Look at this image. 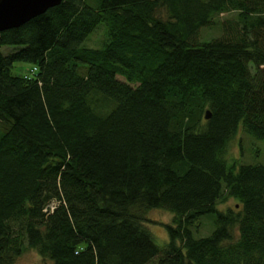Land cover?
I'll list each match as a JSON object with an SVG mask.
<instances>
[{"label": "trees", "instance_id": "16d2710c", "mask_svg": "<svg viewBox=\"0 0 264 264\" xmlns=\"http://www.w3.org/2000/svg\"><path fill=\"white\" fill-rule=\"evenodd\" d=\"M2 45L0 264H264V163L225 156L264 142V0H60Z\"/></svg>", "mask_w": 264, "mask_h": 264}, {"label": "rangeland", "instance_id": "374dc122", "mask_svg": "<svg viewBox=\"0 0 264 264\" xmlns=\"http://www.w3.org/2000/svg\"><path fill=\"white\" fill-rule=\"evenodd\" d=\"M224 16V15H218ZM100 26V25H98ZM96 26L85 39V44L90 46H99L104 39L103 29ZM97 28V29H96ZM96 29V30H95ZM218 32L215 25L208 27L202 32V35H213ZM11 46L2 45L0 49L3 52L8 51ZM30 68V63L26 61H14L10 71L12 73H23ZM225 156L230 162L236 159L238 162H263L264 163V142L261 139H256L245 132L242 128L237 129L235 134L228 141L225 148ZM236 200L230 196L223 198L217 202L219 209L226 207H236ZM147 219L144 224L152 234L153 240L161 245L166 240V230L164 223L171 219V212L159 207L149 208L145 212ZM213 227L212 216L205 215L198 219L197 228L194 229L195 235H203L210 231ZM235 237V236H234ZM16 264H51V260L39 255L32 247H25L23 251L16 257Z\"/></svg>", "mask_w": 264, "mask_h": 264}, {"label": "water", "instance_id": "95a60500", "mask_svg": "<svg viewBox=\"0 0 264 264\" xmlns=\"http://www.w3.org/2000/svg\"><path fill=\"white\" fill-rule=\"evenodd\" d=\"M60 0H0V30L22 24ZM205 117L209 116L208 110Z\"/></svg>", "mask_w": 264, "mask_h": 264}, {"label": "built area", "instance_id": "2783aa9c", "mask_svg": "<svg viewBox=\"0 0 264 264\" xmlns=\"http://www.w3.org/2000/svg\"><path fill=\"white\" fill-rule=\"evenodd\" d=\"M33 68V67H32Z\"/></svg>", "mask_w": 264, "mask_h": 264}]
</instances>
